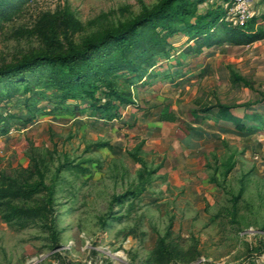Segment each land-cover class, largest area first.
<instances>
[{
	"label": "rangeland",
	"instance_id": "374dc122",
	"mask_svg": "<svg viewBox=\"0 0 264 264\" xmlns=\"http://www.w3.org/2000/svg\"><path fill=\"white\" fill-rule=\"evenodd\" d=\"M158 1L30 0L0 30V65L80 46ZM225 4L199 8L219 6L238 20ZM248 10L264 28V0ZM169 42L149 77L123 87L133 103L111 119L48 91L30 108L33 93L21 88L0 99V182L25 187L40 170L53 188L50 204L45 191L11 201L35 209L24 227L0 213V264H264V125L244 120L249 129L239 132L217 109L200 110L258 104L264 39L198 54L185 51L193 42L184 33Z\"/></svg>",
	"mask_w": 264,
	"mask_h": 264
},
{
	"label": "trees",
	"instance_id": "16d2710c",
	"mask_svg": "<svg viewBox=\"0 0 264 264\" xmlns=\"http://www.w3.org/2000/svg\"><path fill=\"white\" fill-rule=\"evenodd\" d=\"M29 1L0 0V30L5 22L21 13ZM203 2L205 0H159L151 8L144 7L131 20L105 29L80 46L69 41L64 52H37L0 65V99L14 96L21 88L22 94L33 93L24 100L25 107L30 108L34 95L48 91L59 102L80 101L98 118L111 119L119 105L133 103L129 90H123V87L129 88L134 79L149 77L148 69L156 65V58L168 56L170 37L186 34L187 40L193 42L185 48L188 54H198L203 48L225 43L244 45L264 39V28L257 16L248 17L242 24L231 22L225 19L227 11L219 6L201 11L199 5ZM119 77H124L122 87L117 83ZM234 77L248 84L235 74ZM115 101L118 104H114ZM257 103L253 106L249 103H216L200 110L217 109V120L231 123L235 130L243 132L249 129L244 120L264 125V115L254 110L264 107V93ZM74 107L75 110L82 109L78 104ZM236 108H243L244 113L241 116L236 114ZM37 176V180L25 187L0 182V213L6 222L24 227L37 215L34 208L12 204V200L27 199L45 191L47 203H51L52 186L44 182L40 170H37ZM107 217L101 218L102 224ZM50 229L55 232L54 228ZM159 247H164L162 238Z\"/></svg>",
	"mask_w": 264,
	"mask_h": 264
},
{
	"label": "built area",
	"instance_id": "2783aa9c",
	"mask_svg": "<svg viewBox=\"0 0 264 264\" xmlns=\"http://www.w3.org/2000/svg\"><path fill=\"white\" fill-rule=\"evenodd\" d=\"M251 0H232L231 3L226 2V8L229 10L236 9L239 12V18L236 22L242 24L249 16V3ZM1 151V147H0ZM83 264H92L91 261H86Z\"/></svg>",
	"mask_w": 264,
	"mask_h": 264
}]
</instances>
